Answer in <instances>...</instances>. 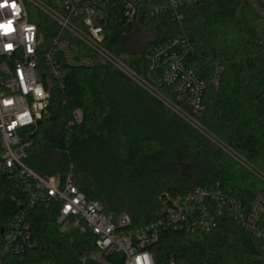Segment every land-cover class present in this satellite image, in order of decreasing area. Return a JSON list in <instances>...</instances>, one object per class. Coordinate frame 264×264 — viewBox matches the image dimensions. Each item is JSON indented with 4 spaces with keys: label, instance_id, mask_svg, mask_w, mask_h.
<instances>
[{
    "label": "trees",
    "instance_id": "1",
    "mask_svg": "<svg viewBox=\"0 0 264 264\" xmlns=\"http://www.w3.org/2000/svg\"><path fill=\"white\" fill-rule=\"evenodd\" d=\"M149 6L146 2L141 14L129 20L123 4H112L104 45L150 80L154 73L146 52L179 40L170 53L183 57L207 83L195 115L204 132L111 64L65 68V87L54 85L48 116L26 137V164L43 176L64 179L71 173L88 199L102 204L106 214H127L134 228L158 221L174 200L197 188L230 192L248 213L264 194V17L249 0H197L182 9V20H173L167 5L159 15ZM31 20L49 46L55 22L36 8ZM138 27L155 34L144 47L129 39ZM168 62L160 61L157 76ZM218 63L224 71L215 86L210 79ZM153 86L182 111H190L173 88ZM76 111L83 114L80 123L74 121ZM23 186L5 180L0 229L20 211L16 200L22 198ZM30 220L47 248L26 254L27 262L79 264L81 255L95 249L90 232H76L73 242L59 235L55 208L38 206ZM150 251L155 264H264V243L225 213L209 231L193 222L164 230Z\"/></svg>",
    "mask_w": 264,
    "mask_h": 264
},
{
    "label": "built area",
    "instance_id": "2",
    "mask_svg": "<svg viewBox=\"0 0 264 264\" xmlns=\"http://www.w3.org/2000/svg\"><path fill=\"white\" fill-rule=\"evenodd\" d=\"M196 1L167 0L164 4L162 0H56L53 6L41 0H0V25L4 26L0 27V199L6 179L24 185L22 198L16 200L20 211L7 228L0 229V264H57L52 260L27 262L23 259L26 254L47 248L36 238L30 220V214L38 206L57 210L61 237L71 242L76 232H90L95 237V249L81 255L79 264H155L150 247L159 242L164 230L193 222L195 227L209 231L224 213L264 243V194L245 213L230 192L197 188L186 197L174 200L158 221L134 228L127 214H106L102 204L88 199L74 184L71 173L64 179L43 176L26 164L30 146L26 137L48 116L54 85L65 87V68L111 64L204 132L195 115L202 108L207 83L186 66L183 57L170 53L179 40L153 46L146 52L150 74L154 73L150 80L104 45V26L112 4H123L129 20L141 14L146 2L154 15L161 14L167 5L172 19L182 20V9ZM249 4L264 17V0H249ZM33 8L57 25V32L47 47L43 32L31 20ZM166 58L169 59L167 68L157 76L159 63ZM223 71L218 63L210 83L218 86ZM153 82L173 88L186 100L190 111H182ZM82 119V112L76 111L74 121L80 123ZM225 150L244 163L230 149ZM112 255L114 260L108 258Z\"/></svg>",
    "mask_w": 264,
    "mask_h": 264
},
{
    "label": "rangeland",
    "instance_id": "3",
    "mask_svg": "<svg viewBox=\"0 0 264 264\" xmlns=\"http://www.w3.org/2000/svg\"><path fill=\"white\" fill-rule=\"evenodd\" d=\"M155 34L151 31H144L142 28L138 27L135 34L130 37L129 39L133 42H137L138 44H141L143 47L146 43L149 41H152L155 36ZM142 47V48H143ZM142 86V85H140ZM143 87V86H142ZM144 88V87H143ZM146 91H148L146 88H144ZM215 141V139H214Z\"/></svg>",
    "mask_w": 264,
    "mask_h": 264
},
{
    "label": "water",
    "instance_id": "4",
    "mask_svg": "<svg viewBox=\"0 0 264 264\" xmlns=\"http://www.w3.org/2000/svg\"><path fill=\"white\" fill-rule=\"evenodd\" d=\"M41 124H42V121H39V122H38V126H40Z\"/></svg>",
    "mask_w": 264,
    "mask_h": 264
},
{
    "label": "snow or ice",
    "instance_id": "5",
    "mask_svg": "<svg viewBox=\"0 0 264 264\" xmlns=\"http://www.w3.org/2000/svg\"><path fill=\"white\" fill-rule=\"evenodd\" d=\"M0 27H4L3 25H0Z\"/></svg>",
    "mask_w": 264,
    "mask_h": 264
}]
</instances>
